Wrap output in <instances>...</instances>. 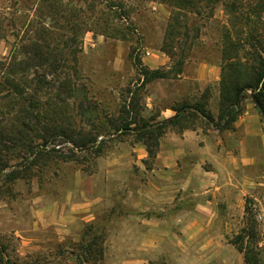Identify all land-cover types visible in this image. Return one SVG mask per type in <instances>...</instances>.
I'll list each match as a JSON object with an SVG mask.
<instances>
[{"label": "rangeland", "instance_id": "obj_1", "mask_svg": "<svg viewBox=\"0 0 264 264\" xmlns=\"http://www.w3.org/2000/svg\"><path fill=\"white\" fill-rule=\"evenodd\" d=\"M169 15L162 0H0V58L22 57L33 31L54 27L63 35L58 73L78 77L61 120L95 138L77 148L30 135L27 150L9 142L13 115L0 108V264H76L88 242V264H244L235 239L246 205L264 248V117L251 90L231 114L221 104L223 7L200 25L180 71L161 50ZM52 147L57 156L37 155ZM197 202L200 217L184 220ZM152 241H184L190 252L179 260Z\"/></svg>", "mask_w": 264, "mask_h": 264}, {"label": "trees", "instance_id": "obj_2", "mask_svg": "<svg viewBox=\"0 0 264 264\" xmlns=\"http://www.w3.org/2000/svg\"><path fill=\"white\" fill-rule=\"evenodd\" d=\"M162 2L170 7V15L164 30L161 50L171 59L174 56L178 57L174 62L176 71L181 70L182 58L199 38L200 25L213 18L215 5H222L225 22L219 32L221 104L227 103L224 111L231 114L236 108L235 100L240 93L243 90H251L264 106V0H162ZM53 28L41 26L33 31L20 48L22 57H17L15 52H12L8 58H0V108L12 113L14 121L10 129L12 136L8 140L13 145L19 143L29 150L32 145L31 139L28 140L30 135L40 138L45 143L50 142L52 137L61 136L77 148L79 146L89 148L94 145V136L76 129L73 119L65 118L64 122L61 120L62 116L67 115L69 99H73V103L78 99L75 82L78 77L75 71L73 75L68 73L59 75L58 70L65 67L58 48L63 35ZM38 66L47 68L48 73L28 75L30 68L36 69ZM155 73L156 71H152V74ZM82 100H88L87 95L80 97L79 101ZM77 106L83 108L82 102ZM186 108L187 105L183 104L175 110L183 112ZM190 108L198 111L212 124L213 119L204 114L201 108ZM2 113L0 110L1 115ZM49 117L50 121L43 123V118ZM1 120L0 117V122ZM231 120L234 122L235 118L231 117ZM214 126L220 129L219 126ZM3 140L5 141L4 138ZM54 153V156H57L58 150L53 147L37 151V155L45 156L47 160ZM245 212L250 216L237 235L235 245L242 253L244 264H264V248L258 246L259 232L248 205L245 206ZM2 248L4 250L5 247L0 245V249ZM85 248L86 261L80 262L76 258V264H88L87 260L95 255L90 242Z\"/></svg>", "mask_w": 264, "mask_h": 264}, {"label": "crops", "instance_id": "obj_3", "mask_svg": "<svg viewBox=\"0 0 264 264\" xmlns=\"http://www.w3.org/2000/svg\"><path fill=\"white\" fill-rule=\"evenodd\" d=\"M200 208H201V204L199 202H197L195 204L193 210H191V211L184 210L180 214L182 216L185 215L184 218H183L184 220L185 219H187V220H190L191 219V221L192 220L194 221V220H197L196 218L200 217ZM157 233H158V231L155 230V229H153L152 232H150V234L153 237L156 236L155 234H157ZM152 244L153 245H149L150 248H155L156 246H159L158 248H160V249H158V250H162V252L164 250V252H171L173 254L179 255L178 256L179 257L178 258L179 260L180 259L182 260L183 255H185V254H187V253L190 252L189 250H187L189 247L184 244V241L182 242L183 246L182 245L181 246L178 245V247H175V249H174V247H170V249H168L167 245H156L154 241H152Z\"/></svg>", "mask_w": 264, "mask_h": 264}, {"label": "water", "instance_id": "obj_4", "mask_svg": "<svg viewBox=\"0 0 264 264\" xmlns=\"http://www.w3.org/2000/svg\"><path fill=\"white\" fill-rule=\"evenodd\" d=\"M252 97H253V99H254L256 105L259 107V109H261V111H262V113H263V117H264V110L262 109L261 104L257 101V99L255 98V96H252Z\"/></svg>", "mask_w": 264, "mask_h": 264}]
</instances>
